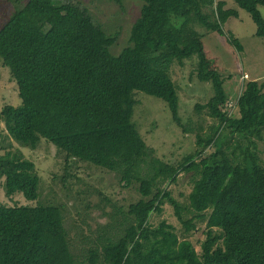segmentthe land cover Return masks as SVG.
<instances>
[{
  "label": "trees",
  "instance_id": "trees-1",
  "mask_svg": "<svg viewBox=\"0 0 264 264\" xmlns=\"http://www.w3.org/2000/svg\"><path fill=\"white\" fill-rule=\"evenodd\" d=\"M138 1L144 6L130 44L115 56L111 50L120 34H107L78 0H8L14 12L0 27V60L22 104L5 106L0 125L22 148L35 151L44 140L67 162L116 174L141 199L127 211L118 209L112 218H122L80 255L65 227L67 207L53 204V193L45 198L41 192L36 207L0 204V264H264V166L255 142L264 140V85L248 81L237 101L238 117L230 116L225 79L196 30L226 37L225 24L239 14L216 0ZM234 2L251 16L256 38H264V0ZM227 42L244 52L238 40ZM194 56L198 81L213 91L196 111L218 125L206 136L197 134L200 150L175 167L155 157L133 123V94L163 100L175 124L192 133L182 124L169 71L175 61L183 65ZM182 175L193 180L187 205L168 190ZM1 182L8 198L39 199L36 165L20 150L0 155ZM166 204L180 229L164 219L150 223L153 214L163 216ZM198 231L199 250L192 241Z\"/></svg>",
  "mask_w": 264,
  "mask_h": 264
},
{
  "label": "rangeland",
  "instance_id": "rangeland-1",
  "mask_svg": "<svg viewBox=\"0 0 264 264\" xmlns=\"http://www.w3.org/2000/svg\"><path fill=\"white\" fill-rule=\"evenodd\" d=\"M91 12L93 18L102 25L107 34L119 33L120 38L112 48L115 56L129 46L133 24L140 17L143 2L138 0H121V3L109 0H78ZM225 2L227 10H235L239 17L229 20L224 26L226 37L217 33L208 32L200 27L197 31L203 36V44L208 58L215 61L216 69L225 79V88L229 95V115L238 117L237 101L245 90L248 81H256L264 85V38H256L257 27L251 16L241 10L234 0H216ZM14 12V6L8 5V0H0V27L4 25ZM264 18V7L260 8ZM7 20V21H6ZM6 21V22H5ZM227 38L238 40L244 46V52L232 47ZM198 57L194 56L183 62V65L174 62L169 75L175 84L179 97V115L184 127L192 129V133L184 134L175 124L168 105L161 99L135 92L136 101L133 123L137 126L148 147L154 151L155 157L175 167L181 166L185 159L194 156L196 150V136L201 133L206 136L218 125V122L209 118L206 112L198 113L196 106L207 104L213 97L210 83H201L197 79ZM245 74H248L246 77ZM248 78V79H246ZM22 101L17 84L13 81L10 70L2 67L0 60V112L5 106L19 107ZM199 130L195 133L196 130ZM0 155L7 150L22 151L24 157L36 165L37 174L41 179L39 199L35 202L27 201L22 195L8 198L3 183H0V204L9 207L40 205L43 197L53 193V204L67 207L65 213V227L72 238L74 250L81 254L83 247H89L90 242L101 234L106 226H110L121 215L112 218L118 209L127 211L129 206L137 203L141 196L135 187L125 188L116 174L100 170L88 164L66 161L65 154L55 147L41 140L35 151L22 148L11 139L0 125ZM257 154L264 166V140H255ZM211 149H208L210 151ZM67 181L70 192L63 190L62 179ZM193 180L190 176L182 175L177 184L168 187L174 199L181 204H188V197L192 191ZM42 192V195H41ZM100 193L106 196L111 204L103 202ZM73 197L75 199H73ZM166 220L177 229L181 226L175 217L174 209L166 204L161 218L152 215L150 223L157 225ZM104 228V229H103ZM85 239V240H84ZM203 239L202 232L198 231L192 239L197 250L198 241Z\"/></svg>",
  "mask_w": 264,
  "mask_h": 264
},
{
  "label": "crops",
  "instance_id": "crops-1",
  "mask_svg": "<svg viewBox=\"0 0 264 264\" xmlns=\"http://www.w3.org/2000/svg\"><path fill=\"white\" fill-rule=\"evenodd\" d=\"M245 76L247 77V76H248V74H245ZM246 79H248V78H246Z\"/></svg>",
  "mask_w": 264,
  "mask_h": 264
}]
</instances>
